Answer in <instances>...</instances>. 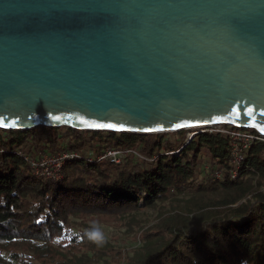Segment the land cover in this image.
<instances>
[{
    "label": "water",
    "instance_id": "95a60500",
    "mask_svg": "<svg viewBox=\"0 0 264 264\" xmlns=\"http://www.w3.org/2000/svg\"><path fill=\"white\" fill-rule=\"evenodd\" d=\"M0 117L264 136V0H0Z\"/></svg>",
    "mask_w": 264,
    "mask_h": 264
},
{
    "label": "trees",
    "instance_id": "16d2710c",
    "mask_svg": "<svg viewBox=\"0 0 264 264\" xmlns=\"http://www.w3.org/2000/svg\"><path fill=\"white\" fill-rule=\"evenodd\" d=\"M187 136L0 128V264H264V141L233 161L228 134ZM61 153L56 179L33 164Z\"/></svg>",
    "mask_w": 264,
    "mask_h": 264
},
{
    "label": "built area",
    "instance_id": "2783aa9c",
    "mask_svg": "<svg viewBox=\"0 0 264 264\" xmlns=\"http://www.w3.org/2000/svg\"><path fill=\"white\" fill-rule=\"evenodd\" d=\"M223 126L224 125H217L208 128L214 131L224 132L230 136L231 154L233 161L240 159L241 154L244 152V150H246L249 147L252 141H262V140L264 141V136L254 129H247V128L242 129L237 127H233L234 129H230L228 127H223ZM208 128H204L201 131ZM130 152L136 154V152L128 149L107 148L100 155V158H105L111 162L118 163L127 153ZM66 155H67L66 153H61L58 155L43 154L41 158L37 162H34L33 164L37 166V168L39 167L42 168V174H45L48 177H53L54 179H56L59 177L58 168L64 162Z\"/></svg>",
    "mask_w": 264,
    "mask_h": 264
},
{
    "label": "snow or ice",
    "instance_id": "6c2138e0",
    "mask_svg": "<svg viewBox=\"0 0 264 264\" xmlns=\"http://www.w3.org/2000/svg\"><path fill=\"white\" fill-rule=\"evenodd\" d=\"M233 111H236V109H233ZM249 112L252 111V109H248ZM51 118L53 120H60L61 117L60 116H57V115H52ZM4 120L2 117H0V126H3L4 125ZM13 124L15 123V121L12 122ZM196 123H200V122H196ZM203 123H208V121H203ZM93 127H100V128H110V129H114V128H120L121 130H124V126L123 125H116V124H112V123H107V124H104V123H100V124H93L92 125ZM184 125L182 124H178V125H175V127H183ZM155 129H144V131H154ZM262 131H264V128L261 129Z\"/></svg>",
    "mask_w": 264,
    "mask_h": 264
},
{
    "label": "rangeland",
    "instance_id": "374dc122",
    "mask_svg": "<svg viewBox=\"0 0 264 264\" xmlns=\"http://www.w3.org/2000/svg\"><path fill=\"white\" fill-rule=\"evenodd\" d=\"M192 130L188 129L187 133L189 134ZM143 193H141L142 195ZM95 227H97V229H99L100 231H102L103 233L109 235V236H113L115 234H117L119 231L116 230L113 226H108V225H97L95 224Z\"/></svg>",
    "mask_w": 264,
    "mask_h": 264
}]
</instances>
